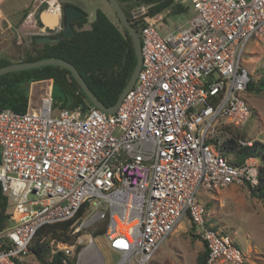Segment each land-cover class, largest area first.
Instances as JSON below:
<instances>
[{"label":"built area","instance_id":"1","mask_svg":"<svg viewBox=\"0 0 264 264\" xmlns=\"http://www.w3.org/2000/svg\"><path fill=\"white\" fill-rule=\"evenodd\" d=\"M172 2L191 16L170 30L156 26L164 16L148 15L149 5L130 10L143 21L142 63L115 112L55 109L49 91L24 112L0 110V191L10 203L0 264L23 260L41 227L69 220L73 242L50 240L54 249L71 257L82 245L77 257L104 264L87 231L103 219L116 264H148L184 217L207 249L205 264H248L199 196L258 182L256 158L233 164L224 146L251 113L242 55L264 39V0ZM39 3L61 12L59 3Z\"/></svg>","mask_w":264,"mask_h":264},{"label":"trees","instance_id":"2","mask_svg":"<svg viewBox=\"0 0 264 264\" xmlns=\"http://www.w3.org/2000/svg\"><path fill=\"white\" fill-rule=\"evenodd\" d=\"M51 3H59L61 6L70 4L67 0H49ZM127 0H118L127 18L133 27L139 32L143 21L133 20L130 17V10L136 6L149 5L148 15L161 14L169 10L177 14L186 11L172 0H130L132 4L126 6ZM46 8L42 4L39 10ZM81 10V9H80ZM83 16L71 22L73 35L67 38H60L57 42L39 44L34 42L31 36L32 46L24 52L19 61H33L50 57L60 58L70 62L84 79L87 86L95 96L106 106H112L126 86L135 66V54L132 40L128 32L112 22L100 9H96L94 20L88 28L87 13L83 10ZM36 22L41 25L38 16ZM51 37L61 35L62 31L48 30ZM11 63L10 60L0 57V66ZM42 80H51L52 89L57 88L60 94V101L53 100V106L57 108L81 109L90 106L76 80L71 73L60 66L44 65L26 70L8 72L0 75V110L10 109L15 112H24L28 106V93L30 83ZM264 81L247 84L246 91H263ZM241 138L238 133L225 143L224 156L232 153L236 158L231 163L242 164L246 158L255 157L261 160L258 168V182L255 185L247 184V189L252 197L261 200L264 209V143L254 140L251 145L240 146L235 142ZM242 157L239 158L238 155ZM10 203L8 197L0 194V230L3 229L9 218ZM82 209L78 213H82ZM72 220L49 224L41 227L32 243L29 246V254L33 255L39 264H75L77 252L82 245H78L75 254L66 256L62 251L55 250L50 240L71 243L74 237L68 234L69 225ZM193 226V225H192ZM106 227V219L99 220L87 231L93 236L103 235ZM194 229V227H193ZM81 231L79 234H83ZM193 236L196 237L195 233ZM207 249L198 255L197 264H205ZM21 264V261H16Z\"/></svg>","mask_w":264,"mask_h":264},{"label":"rangeland","instance_id":"3","mask_svg":"<svg viewBox=\"0 0 264 264\" xmlns=\"http://www.w3.org/2000/svg\"><path fill=\"white\" fill-rule=\"evenodd\" d=\"M67 1L85 11L88 22L94 20L96 9H100L112 22L119 27L121 25L108 0ZM38 2L39 0H8L1 5L3 13L0 17V57L17 62L32 46L31 36L24 29L25 23H29L26 21V10L31 11ZM161 14L164 21L156 26L166 25L170 30L175 24H184L191 16V11L174 14L167 10ZM242 62L248 68L253 82L264 81V39H252L247 43ZM46 89V83H37L28 88L29 105L36 106ZM50 95L52 100L60 101L57 88H53ZM244 98L250 108V116L244 125L235 130L231 129L230 132L232 135L238 133L244 140L264 143V90L246 92ZM227 157L229 161L236 158L232 153ZM238 157L241 158L242 155L239 154ZM260 163L261 160L256 158V166ZM205 207L209 220L233 238L245 253L248 264H264V209L261 200L252 197L247 187L230 184L220 189L217 200L206 202ZM193 234L191 222L184 217L180 225L152 254L148 264H197L203 245ZM94 240L104 264H116L119 255L108 247L103 236H95ZM23 260L24 264H39L29 253Z\"/></svg>","mask_w":264,"mask_h":264},{"label":"water","instance_id":"4","mask_svg":"<svg viewBox=\"0 0 264 264\" xmlns=\"http://www.w3.org/2000/svg\"><path fill=\"white\" fill-rule=\"evenodd\" d=\"M112 9L116 13L118 20L121 26L128 32L131 37L133 50L135 54V66L133 72L117 98V101L112 106L104 105L91 91V89L87 86L82 76L79 74L75 66H73L70 62L50 57L45 59H38L33 61H19V62H11L6 65L0 66V75L8 72L19 71V70H26L30 68H35L44 65H55L60 66L67 69L71 76L76 80L80 89L83 91L85 97L90 102L91 105L94 107L106 112V113H113L117 110L119 104L121 103L122 98L133 85L136 76L141 68L142 63V56H141V41L138 34V31L133 27L130 23L129 19L127 18L124 10L121 8L118 0H108ZM83 16V12L78 9L76 6L72 4H66L61 6L60 14L51 13L47 9H43L38 13V19L42 24V32L33 38L34 42L43 44V43H53L57 42L60 38H67L73 35L74 31L71 26V22L79 19ZM28 20H35V16L33 12H29L26 17ZM26 19V20H27ZM48 30L58 31L61 30V35L57 37H51L48 33ZM1 194V191H0Z\"/></svg>","mask_w":264,"mask_h":264},{"label":"crops","instance_id":"5","mask_svg":"<svg viewBox=\"0 0 264 264\" xmlns=\"http://www.w3.org/2000/svg\"><path fill=\"white\" fill-rule=\"evenodd\" d=\"M130 4H132V2L130 0H127L126 2H124V5H126V6H128ZM40 6H41L40 3L38 2L37 4H35V6L33 7V9H31V11L30 10H26L27 11V14L30 11V12H33V14H34L35 17H37L38 16V13H39ZM1 12H2V9H1ZM27 14H26V17H27ZM3 16H4V14H3ZM26 21H29V23H25V28L24 29H25L26 34H28L30 36H37L36 34L39 35L42 32V24L41 25H38L37 22H36V18L33 21L32 20H28V19ZM91 22L92 21H90V22L87 21V23L84 25V28H88L89 27V24ZM37 83H46V88L47 89L44 90V92H46V91L51 92V90H52V81L51 80H42V81L32 82V83H30L29 88H31V86L34 87ZM232 184H235V183H232ZM219 190L212 191V192H208V191L202 189L200 191V196L199 197H200L201 202L204 204V206H205L206 202L216 201L217 200V192H219ZM206 211H207V209H206ZM88 252L90 253V250ZM81 257H83V256H81ZM81 257H77L76 263L79 264ZM98 261H99V258L97 257V259H95V261H93L91 264H98ZM21 264H24V260H21ZM81 264H88L86 262V258H85V261L84 262L82 261Z\"/></svg>","mask_w":264,"mask_h":264},{"label":"bare ground","instance_id":"6","mask_svg":"<svg viewBox=\"0 0 264 264\" xmlns=\"http://www.w3.org/2000/svg\"><path fill=\"white\" fill-rule=\"evenodd\" d=\"M82 261H83V262L85 261V257H84V255H83V257H81L79 264H81Z\"/></svg>","mask_w":264,"mask_h":264}]
</instances>
